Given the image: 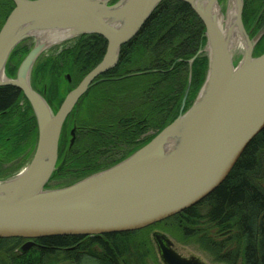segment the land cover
I'll return each mask as SVG.
<instances>
[{
	"label": "water",
	"instance_id": "1",
	"mask_svg": "<svg viewBox=\"0 0 264 264\" xmlns=\"http://www.w3.org/2000/svg\"><path fill=\"white\" fill-rule=\"evenodd\" d=\"M14 8L0 29V86L18 88L37 121L38 139L28 164L0 179V238H24L22 251L47 236H100L135 231L174 216L205 199L231 173L250 142L264 129V52L254 55L264 25L252 37L243 21L244 0H181L206 28L208 59L204 82L192 105L148 143L118 163L71 184L48 187L59 159L64 124L97 79L114 69L121 47L132 40L163 0H12ZM233 23L226 27L229 10ZM245 48H235L230 31ZM46 32H61L55 43ZM107 40L103 59L54 111L31 82L33 67L53 45L83 35ZM33 41L16 75L6 68L13 50ZM74 132L70 146L74 143ZM164 264H205L185 257L165 233H153Z\"/></svg>",
	"mask_w": 264,
	"mask_h": 264
},
{
	"label": "trees",
	"instance_id": "2",
	"mask_svg": "<svg viewBox=\"0 0 264 264\" xmlns=\"http://www.w3.org/2000/svg\"><path fill=\"white\" fill-rule=\"evenodd\" d=\"M14 6L12 0H0V29ZM260 15L253 33L264 21V0H244L243 21L248 29ZM205 31L189 4L163 0L140 32L122 45L118 65L93 86V135L91 91L85 96L84 128L72 146L68 144L69 128L64 126L51 181L69 173L68 180L74 182L106 169L174 121L181 113L188 84V60L206 43ZM263 44L261 40L254 55L264 52ZM31 45L26 40L13 50L6 68L9 76L16 75ZM106 49L107 40L91 34L78 37L56 57L43 53L32 70L33 87L60 104L70 90L67 74L71 73L76 85L103 59ZM207 65L206 55L197 57L193 64L192 99L204 82ZM22 101L26 106L20 105ZM1 111H9L14 124L0 131L4 143L0 179H5L32 158L38 127L29 101L14 86H0ZM139 120L146 121L155 132H149L148 126L144 131L133 127ZM20 156L23 158L14 168L2 165ZM156 229L181 243L197 245L217 263L264 264V129L247 146L226 180L198 204L140 230L100 236H47L35 239L27 251L21 249L27 241L24 238H0V264H151L156 250L152 232Z\"/></svg>",
	"mask_w": 264,
	"mask_h": 264
},
{
	"label": "flooded vegetation",
	"instance_id": "3",
	"mask_svg": "<svg viewBox=\"0 0 264 264\" xmlns=\"http://www.w3.org/2000/svg\"><path fill=\"white\" fill-rule=\"evenodd\" d=\"M261 15L260 17L258 18V20L255 22L254 26L249 29L250 31H254L259 23V21L261 20ZM77 39V38H75ZM75 41V40H74ZM260 44V41L259 43L257 44L256 48L259 46ZM68 47V46H67ZM255 48V50H256ZM63 49H66L65 46H62L60 47L59 49V52H61ZM255 52V51H254ZM44 53H47V56L50 55V51L49 52H44ZM66 80H67V84H68V87H70V90L66 93V95L72 90L74 89L82 80H80L76 85H74V79L71 75V73L67 74L66 76ZM102 80V78H98L97 81L91 85V87L89 88V90L80 98V100L77 102V104L75 105V107L73 108V110L71 111V113L69 114L64 126L67 124V127L69 128V135H68V144L70 145V141L72 139V132H74V143L75 141L78 139V137L80 136V132L82 131V128H84V126L81 124V118H84L86 115H87V111L85 109L86 107V103H85V96L88 92H92L90 94V98H91V103H90V106H91V111H90V117H91V121H90V131L92 132V135H93V86L98 82ZM67 87V86H65ZM45 90L47 92V87L45 86ZM189 94V92H188ZM65 95V97H66ZM64 97V99H65ZM47 99L49 101V104L50 106L52 107V109L54 111H57V109L61 106V104L63 103L64 99L62 100V102L60 104L57 103V99L55 98H51L47 96ZM51 101V102H50ZM20 105L21 106H26V101H22L20 102ZM182 110V108H181ZM12 121V118H11V114L10 112L8 111H4V112H0V131L1 130H6L8 129L9 125H12V127H14V124L11 123ZM136 126V129L137 130H142L144 131L145 128L148 126V128L151 127L150 124H148L146 121L144 120H139L138 122L134 123L133 124V127ZM11 127V128H12ZM64 128V127H63ZM149 130V129H148ZM149 132L151 133H154L155 130L154 128H150ZM62 135V134H61ZM61 139V138H60ZM73 143V144H74ZM4 145V143H2L0 141V150H1V147ZM23 156H20L16 159H11V160H8V161H5V162H2V165L5 166L6 168H14L16 165H18V163L20 162V160H22ZM12 170V169H11Z\"/></svg>",
	"mask_w": 264,
	"mask_h": 264
},
{
	"label": "rangeland",
	"instance_id": "4",
	"mask_svg": "<svg viewBox=\"0 0 264 264\" xmlns=\"http://www.w3.org/2000/svg\"><path fill=\"white\" fill-rule=\"evenodd\" d=\"M115 1H117V0H113V2H115ZM227 1L228 0H219V2H220V4L222 5V7L223 8H225L226 7V5H227ZM244 12V11H243ZM248 13L249 12H247L246 14V16H248ZM245 25V24H244ZM264 25V21L262 22V24L260 25V28H259V30L261 29V27ZM245 28L247 29V31H250L246 26H245ZM258 30V31H259ZM257 31V32H258ZM254 32V31H253ZM251 33V36L253 37L256 33ZM74 40H76V39H72V40H69V41H66V42H63V43H59V44H56V45H53L52 47H49L45 52H49L50 51V55L49 56H53V57H56L58 54H59V49H60V47H62V46H65L66 48H69L70 46H72L73 44H74ZM261 40H263L264 41V36L262 37V39ZM260 40V41H261ZM32 42V45H33V41H31ZM32 45H31V47H32ZM205 45H206V43L203 45V47L201 48V49H199L198 51H197V53L196 54H198V52L200 51V50H202L204 47H205ZM264 45V44H263ZM68 46V47H67ZM195 54V55H196ZM194 55V56H195ZM203 55V54H202ZM44 56H46V57H49V56H47V53H44ZM194 56H192L189 60H188V63H187V65H188V67H189V71H190V69H191V72H192V67H193V64H194V62H195V60L193 61V63H191L190 62V60L194 57ZM199 56H201V55H199ZM198 56V57H199ZM192 74V73H191ZM189 76H190V73H189ZM188 85H189V79H188V84H187V88H186V91H185V95H186V92H187V89H188ZM191 85H192V79H191V84H190V87H189V93H190V90H191ZM199 92V91H198ZM198 94V93H197ZM185 95H184V98H185ZM197 96V95H196ZM196 96H195V98H196ZM184 98H183V101H182V104H181V108H182V106H183V103H184ZM195 98L194 99H192V97L191 96H189V94H188V96H187V98L185 99V106H184V109H183V111H186L191 105H192V103H193V101L195 100ZM191 101V102H190ZM188 106V107H187ZM187 107V108H186ZM69 134V133H68ZM65 138V137H64ZM36 144H37V142L35 143V146H34V151H35V148H36ZM34 151H33V153H34ZM32 156H33V154H32ZM28 164V163H27ZM27 164H25L23 167H21L19 170H17V172H14L13 174H17L18 172H20ZM67 175L66 176H63V177H58V178H56V179H54V180H52L51 182H50V186L51 187H60V186H64V185H68V184H71V183H73L70 179V181L68 180V178H71L69 175H71V174H69V173H66ZM77 181V180H76ZM75 182V181H74ZM156 231H160V232H163L162 230H159V229H156L155 231H153L152 232V235H153V233L154 232H156ZM163 233H165V232H163ZM165 234H167V233H165ZM172 240H173V242H174V247H175V249L181 254V255H183V256H185V257H188V258H191V257H197V258H199L201 261H203L205 264H221V263H217V262H214L213 260H212V258L206 253V252H204L202 249H200L197 245H195V244H188V243H181V242H179V241H177L175 238H173V237H171L169 234H167ZM152 238H153V236H152ZM155 259H153L152 261H151V264H164L162 261H161V259H160V256H159V254H158V250H157V247H156V244H155ZM59 264H73V263H71L70 261H64V262H61V263H59Z\"/></svg>",
	"mask_w": 264,
	"mask_h": 264
},
{
	"label": "bare ground",
	"instance_id": "5",
	"mask_svg": "<svg viewBox=\"0 0 264 264\" xmlns=\"http://www.w3.org/2000/svg\"><path fill=\"white\" fill-rule=\"evenodd\" d=\"M234 13H235L234 9L231 8L229 10L228 18L225 21L227 24L226 27H229L233 23ZM230 36H231V41L233 42V46L235 48H237V49L238 48H242V49L245 48V45L243 43V40H242L240 34H238L234 28L231 29ZM41 37H42V40H45V41L50 42V43H55L62 37V34H61V32H46V33H43Z\"/></svg>",
	"mask_w": 264,
	"mask_h": 264
}]
</instances>
